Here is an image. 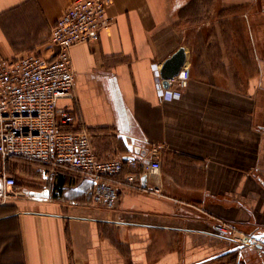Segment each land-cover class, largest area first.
Returning <instances> with one entry per match:
<instances>
[{
  "label": "crops",
  "instance_id": "0c3cea01",
  "mask_svg": "<svg viewBox=\"0 0 264 264\" xmlns=\"http://www.w3.org/2000/svg\"><path fill=\"white\" fill-rule=\"evenodd\" d=\"M73 1L0 0L4 56L56 53L52 29ZM254 3L109 4L100 39L72 47L75 96L59 103L67 128L87 130L99 158L140 164L111 177L114 209L94 201L92 180L79 172L22 171L41 182L18 181L22 195L0 203V264H264L250 259L257 249L241 258L214 231L225 220L264 233V39L255 21L264 11ZM181 46L190 76L180 97L166 99L160 68ZM151 158L161 162L156 174L143 168ZM133 173L147 174L146 186L125 180Z\"/></svg>",
  "mask_w": 264,
  "mask_h": 264
},
{
  "label": "built area",
  "instance_id": "2783aa9c",
  "mask_svg": "<svg viewBox=\"0 0 264 264\" xmlns=\"http://www.w3.org/2000/svg\"><path fill=\"white\" fill-rule=\"evenodd\" d=\"M113 0H74L52 29L51 43L58 51L51 54H0V203L17 198L23 191L9 166L11 160H27L47 166L52 174L74 170L90 178L94 184L96 203L114 209L119 201V187L111 177L121 173L126 165L138 166L140 161L124 156L101 159L95 153L91 134L71 130L70 113L60 107V99L74 97L75 71L71 49L75 44L98 40L102 30L111 23L107 8ZM190 76L185 66L163 84L159 74L160 92L166 99L180 97ZM147 172L158 173L161 162L151 158L143 161ZM142 173L127 175L133 187L142 188ZM33 200L48 197L33 194ZM118 218L117 223L123 224ZM215 234L235 244L256 247L255 233L239 231L233 224L219 220ZM230 264V263H228Z\"/></svg>",
  "mask_w": 264,
  "mask_h": 264
},
{
  "label": "water",
  "instance_id": "95a60500",
  "mask_svg": "<svg viewBox=\"0 0 264 264\" xmlns=\"http://www.w3.org/2000/svg\"><path fill=\"white\" fill-rule=\"evenodd\" d=\"M187 63V51L185 46H181L178 50H176L171 56L166 58L160 68V75L163 79V84L166 88L169 87V79L175 77L180 73L182 68ZM134 147V144L131 145V148ZM147 182V174H143L142 176V184L146 186ZM255 242L256 247H247L244 244H235V246L231 249L233 251H239L240 257L245 256V252L257 249L259 252L257 253L258 257L261 258L264 256V233L263 232H256L255 233ZM241 263V261L239 262Z\"/></svg>",
  "mask_w": 264,
  "mask_h": 264
},
{
  "label": "rangeland",
  "instance_id": "374dc122",
  "mask_svg": "<svg viewBox=\"0 0 264 264\" xmlns=\"http://www.w3.org/2000/svg\"><path fill=\"white\" fill-rule=\"evenodd\" d=\"M258 9H260L261 11H264V0H255L254 10H258ZM255 21L258 22L257 24L259 28L258 30L260 31V32L258 31L260 33L258 35L260 37L262 36L264 39V12L263 13L260 12L257 15H255ZM261 32H263V35H261ZM2 40L3 39H1V36H0V54L4 55L7 45L5 41L4 40L2 41ZM261 42L262 41H259V44L257 45L258 51L264 46V41H263V44ZM9 163H10L9 166L13 171L17 169L20 170V172L15 175H17V179L22 186H25L27 188H35V189L39 187L38 184L41 182L40 180H38L37 178H30L26 174H22L23 173L22 171H25V170L27 171L28 169L36 170L38 168H42L43 167L42 164L38 162L19 160V159L11 160ZM255 257H258V255L253 253L250 259H253ZM237 264L239 263L237 262Z\"/></svg>",
  "mask_w": 264,
  "mask_h": 264
}]
</instances>
